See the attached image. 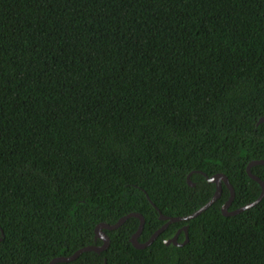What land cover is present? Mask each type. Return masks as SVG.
Returning <instances> with one entry per match:
<instances>
[{"label": "trees", "instance_id": "trees-1", "mask_svg": "<svg viewBox=\"0 0 264 264\" xmlns=\"http://www.w3.org/2000/svg\"><path fill=\"white\" fill-rule=\"evenodd\" d=\"M262 117L264 0H0V264L102 246L129 213L145 243L212 199L206 176L229 211L255 201ZM222 188L145 249L131 217L57 264H264V199L224 216Z\"/></svg>", "mask_w": 264, "mask_h": 264}, {"label": "water", "instance_id": "water-1", "mask_svg": "<svg viewBox=\"0 0 264 264\" xmlns=\"http://www.w3.org/2000/svg\"><path fill=\"white\" fill-rule=\"evenodd\" d=\"M264 123V117H262L259 120V124ZM262 164L264 165V160L261 161H252L248 167H247V173L248 175L255 181H257L261 187H262V192L260 194V196L253 202L248 203L247 205L242 206L241 208L235 210V211H229V207L231 206V204L234 201L235 198V190L233 188V186L231 185L229 179L223 175V174H217L214 175L213 177H207L208 182L211 183H215L216 184V193L214 194V196L212 197L211 200H209L204 206H202L200 209H198L197 211H195L194 213L190 214V215H186V216H180V217H170V216H166L163 214H160V219L166 221V223L160 227L153 235L152 237L145 243H141L139 241V237L143 231V227H144V223H145V219L144 217L139 214V213H129L125 216H123L117 223L109 225V224H100L96 227L95 229V234H96V238H101L104 241V245L102 246H97V245H90V246H86L81 248L80 250H78L76 253H74L71 256H62V257H56L54 259H52V261L49 264H57L60 262H71L74 261L76 259H78L82 253L84 252H88V251H94V252H103L105 251L109 244H110V239L109 237L103 232V229H108V230H115L117 228H119L121 225H123L127 219L131 218V217H137L140 219L141 223H140V227L138 229V231L135 233V235H133V237L131 238V243L133 244V246L136 249H145L147 247H149L151 244H153V242L169 227L170 224L175 223V222H181V221H189L191 219L196 218L197 216H199L200 214H202L203 212H205L210 206H212L221 196L222 194V187H223V183L229 188V190L231 191V198L230 200L223 206L222 208V213L224 216H233L236 215L238 213L244 212L256 205H258L263 199H264V181L261 180L258 176H256L255 174L252 173L251 169L253 166ZM196 173H200L203 174V172L201 171H195ZM192 175V173H190L187 177V181L188 184L190 186H194L195 184L190 180V176ZM189 226L186 225L184 226L181 230L178 231V233L170 238L165 240V244L166 245H171L174 244L175 246H183L186 243L189 242V232H188ZM185 233V241L182 243H179L178 241V237L179 234L181 232Z\"/></svg>", "mask_w": 264, "mask_h": 264}]
</instances>
